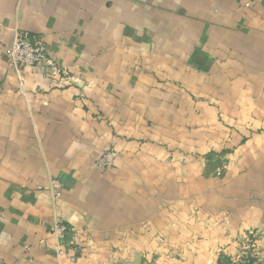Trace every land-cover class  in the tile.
<instances>
[{
  "label": "crops",
  "instance_id": "crops-1",
  "mask_svg": "<svg viewBox=\"0 0 264 264\" xmlns=\"http://www.w3.org/2000/svg\"><path fill=\"white\" fill-rule=\"evenodd\" d=\"M246 1L0 0V264H246L238 240L264 233V210L237 177L178 170L190 165L181 150H200L197 126L216 124V104L247 105L250 90L264 104V15ZM16 29L43 37L79 81L27 69L20 90L7 55ZM233 88L239 102L226 100ZM107 147L120 153L113 175H90ZM56 178L59 209L84 239L61 257L52 194L36 188Z\"/></svg>",
  "mask_w": 264,
  "mask_h": 264
},
{
  "label": "rangeland",
  "instance_id": "rangeland-1",
  "mask_svg": "<svg viewBox=\"0 0 264 264\" xmlns=\"http://www.w3.org/2000/svg\"><path fill=\"white\" fill-rule=\"evenodd\" d=\"M245 3L244 8L248 9L252 14L264 15V0H248ZM35 36L45 43L51 59L62 70L66 71V74L55 75L49 72L47 68L34 69L28 67L21 71L12 68L10 66L9 51L14 43V32L13 42L10 49H7V55L9 67L18 74L20 90L24 91L26 89V78L23 71L27 69L41 71L45 78L51 79L53 83L56 82L62 86L77 83L79 78L70 71L69 67L57 62L53 58L45 39L39 35ZM246 58L250 59V56H246ZM247 68L249 70L251 69L250 67ZM237 74L240 76L233 75L234 78L232 81L239 86L241 76L247 77L249 73L248 71H244L238 72ZM236 90L233 88L232 97H228L226 100L236 99L238 102L242 100L243 94L240 91L235 93L237 92ZM244 90L247 95V90ZM227 94H230L229 89H227ZM224 96V93L220 96L218 94L217 98L224 100ZM247 99L250 100L247 105L241 103H232L229 105L227 103L216 104L218 107V120L216 124L218 126L214 124L215 120L211 119H209V122H206V126H197V129L201 132V140L199 141L200 150H181L180 156L182 161L185 163L190 161V165L185 166L184 164V169L178 170L183 171L185 176L192 177L193 171H196V168L200 167L203 175L214 177L220 183H224L228 177H237V188L243 191V193L249 194L250 199L248 201L251 204H257L253 208L257 212L262 213L264 210V119L242 118V116H251L253 114L256 116L264 115V104L253 102V100L257 99V95L253 96L251 90L249 95H247ZM245 110L247 111L245 112ZM231 112L232 115L225 114ZM153 123L149 124L150 128H154L155 124ZM34 126L37 127L36 124ZM75 137L77 143L82 139L79 133ZM31 139L36 143L41 142L38 136H34ZM172 139L181 141L177 137H172ZM119 154V151L111 147L100 150L93 161L90 162V175H98L103 178L112 176L117 165ZM192 160H194L195 166L192 165ZM100 183L99 185L90 187V209L93 207L96 208V204L101 202L99 200L90 201L91 198L95 197L96 193H101L102 188ZM64 187L58 178L51 179L48 186H36L37 190H47L52 194L53 220L49 231V238L54 242L57 257L80 251L82 247L81 242H84V239L78 236L80 232L78 230L76 231V227L70 223L71 220L59 209V202L63 197ZM261 219H264V215L261 216ZM263 239L264 233L262 231L258 232L257 230L251 229L238 240L239 253H237V256L242 257L246 261V264H264ZM107 264H129V262L124 263L116 260V262L108 261Z\"/></svg>",
  "mask_w": 264,
  "mask_h": 264
},
{
  "label": "built area",
  "instance_id": "built-area-1",
  "mask_svg": "<svg viewBox=\"0 0 264 264\" xmlns=\"http://www.w3.org/2000/svg\"><path fill=\"white\" fill-rule=\"evenodd\" d=\"M10 66L17 71L24 68H47L55 75L66 74L49 56L47 47L41 39L29 31L16 29L14 43L9 51Z\"/></svg>",
  "mask_w": 264,
  "mask_h": 264
}]
</instances>
